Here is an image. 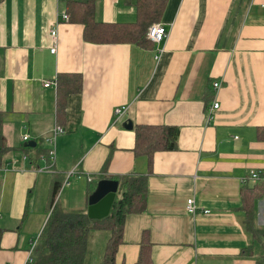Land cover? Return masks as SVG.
Masks as SVG:
<instances>
[{"label":"crops","instance_id":"1","mask_svg":"<svg viewBox=\"0 0 264 264\" xmlns=\"http://www.w3.org/2000/svg\"><path fill=\"white\" fill-rule=\"evenodd\" d=\"M92 1L99 22L132 26L141 19L138 0ZM162 2L150 26L164 24L168 36L153 41L148 28L145 46L86 41L84 24L63 17L67 0L0 2V264H27L50 217L54 180L71 171L58 196L68 211L88 210L93 176L148 175L147 210L126 217L116 264H136L144 240L152 264H258L263 257L242 192L264 182V0ZM60 73L83 78L62 110L57 87L44 86ZM214 101L220 108L208 119ZM121 107L127 111L116 121ZM126 119L133 129L123 127ZM56 123L65 130L57 157L51 171L41 170ZM138 125L177 127L178 147L156 151L150 162L134 150ZM26 134L36 146L26 149ZM192 196L195 215L185 209ZM256 209L258 222L264 197ZM100 250L87 249L84 264H102Z\"/></svg>","mask_w":264,"mask_h":264},{"label":"trees","instance_id":"2","mask_svg":"<svg viewBox=\"0 0 264 264\" xmlns=\"http://www.w3.org/2000/svg\"><path fill=\"white\" fill-rule=\"evenodd\" d=\"M137 4L141 19L132 26L97 21L96 5L92 0L85 2L67 0V13L72 22L84 24V38L88 42H136L145 46L149 43L148 28L156 19L154 17H159V9H162L163 2L162 0H138ZM55 82L58 90V105L62 110L66 97L70 93L82 90L83 78L79 73H60ZM179 132L180 130L173 126L138 125L134 150L136 154L148 155L151 162L156 151L174 150L178 147ZM258 136L264 140V127L258 129ZM26 147V149L30 148ZM5 148L0 120V164L3 162L2 152ZM106 178L109 177L103 174L93 176L89 181L88 195L90 196L96 190L100 180ZM112 178L119 182L117 196L109 216L100 220L91 219L88 216V210L68 211L60 208L58 196L64 181L55 178L48 207L50 217L27 264H84L87 243L92 230H104L109 233L102 264H116V253L123 240L126 217L131 213H142L147 210L148 175L132 172ZM243 189L242 200L247 215V226L249 229L253 227L254 231L252 229L251 231L254 232L255 238H257L256 234L262 238L264 228L256 227L255 219L256 201L264 197V182H259L252 188L244 187ZM142 244L136 264H152L151 243L144 240ZM258 264H264V255L258 260Z\"/></svg>","mask_w":264,"mask_h":264},{"label":"built area","instance_id":"3","mask_svg":"<svg viewBox=\"0 0 264 264\" xmlns=\"http://www.w3.org/2000/svg\"><path fill=\"white\" fill-rule=\"evenodd\" d=\"M65 20H69V15L66 13L63 15ZM49 36L51 37L52 40V47L51 50L52 52H56L57 49V43H58V30L56 28L52 29L49 33ZM168 36V29L166 28V26L162 23H155L152 24L149 27V31H148V37L150 39H152L153 41H157V42H161L163 41L166 37ZM45 87H50V86H55L56 87V82L55 80H49V81H45L44 83ZM213 87L215 90H218L221 87V82L220 81H216L213 83ZM220 108V103L219 101H214L213 104L209 107L208 111H207V117L208 119H211L213 117V113L218 110ZM127 111V107H121L116 109V118L115 120L118 121L120 120L124 114ZM65 130L64 128L56 123L54 130H53V135L50 136L49 138L45 139L49 144H50V149H48L47 152V157H48V161L49 164L46 165L45 168L41 169V170H49L51 171L52 166L55 163L56 160V139L58 137V135H60L61 133H63ZM24 141H29L30 136L29 135H24ZM75 174V171H71L70 173L67 174L66 179L64 180L63 184H62V188L64 186H69L71 184L70 178ZM251 178L253 180H260L262 179L260 177V174L257 172H253L251 174ZM61 188V189H62ZM187 213L189 214H197L198 213V207L195 201V197H189L186 201V207H185ZM205 213H208L209 211H204Z\"/></svg>","mask_w":264,"mask_h":264},{"label":"water","instance_id":"4","mask_svg":"<svg viewBox=\"0 0 264 264\" xmlns=\"http://www.w3.org/2000/svg\"><path fill=\"white\" fill-rule=\"evenodd\" d=\"M123 127L133 129L131 119L123 122ZM28 147L36 146L34 140L27 142ZM119 182L113 178H106L98 182L96 190L89 197L88 216L91 219H103L109 216L118 192Z\"/></svg>","mask_w":264,"mask_h":264},{"label":"rangeland","instance_id":"5","mask_svg":"<svg viewBox=\"0 0 264 264\" xmlns=\"http://www.w3.org/2000/svg\"><path fill=\"white\" fill-rule=\"evenodd\" d=\"M47 138H49V137H46L45 139H47ZM24 145H25V143H23L22 147ZM44 145H45L44 143L42 144L41 142H39V148H42V146H44ZM50 148L51 147L47 144V150L50 149ZM42 149H44V147ZM55 150H56V157H57V148ZM33 157H36V153L33 154ZM38 164H39V166H41V168H45L46 167V162L43 159H40ZM58 199H59V197H58ZM248 219H249V217H248ZM255 222L257 223V225L260 224L259 225L260 228H264V216L263 217L261 216V220L260 221H259V218H258V222H257V219H255ZM251 229L253 230L252 226H251ZM253 234H254V232H253ZM90 235L91 236H89V242H88V245H87V249L90 252V255H93V253H95L98 248L99 249L101 248L100 251L103 252L104 251V244L106 242L107 237L109 236V233L104 231V230H92ZM256 236H257V238H259L261 243L264 245V237L261 238V236L258 235V234H256Z\"/></svg>","mask_w":264,"mask_h":264}]
</instances>
